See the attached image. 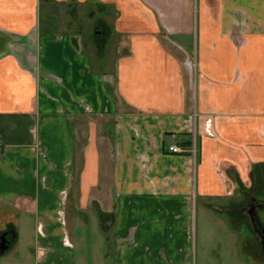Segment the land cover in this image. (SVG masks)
Returning <instances> with one entry per match:
<instances>
[{"label": "crops", "instance_id": "obj_1", "mask_svg": "<svg viewBox=\"0 0 264 264\" xmlns=\"http://www.w3.org/2000/svg\"><path fill=\"white\" fill-rule=\"evenodd\" d=\"M263 195L264 0H0L11 264H75L71 221L92 264H264Z\"/></svg>", "mask_w": 264, "mask_h": 264}, {"label": "rangeland", "instance_id": "obj_2", "mask_svg": "<svg viewBox=\"0 0 264 264\" xmlns=\"http://www.w3.org/2000/svg\"><path fill=\"white\" fill-rule=\"evenodd\" d=\"M48 2H44L42 4V8H43V15L41 17V27L42 30H44L46 28V22H47V17L45 15V9H47L48 7ZM56 8H60V5H55ZM63 13V12H62ZM64 14V13H63ZM100 16V14L97 15V17L94 19L92 17H83V23L85 24V37L89 38L90 36H92V30H89V27L91 25H94L97 22V18ZM94 32V31H93ZM87 48L89 51H91V49L98 51L99 53L101 52H105L106 47H103L104 45H101L100 47H98L99 45H93L94 43L87 42ZM115 46L114 42H111L109 45V48L107 49V53H109V56L112 58L113 57V52H112V48ZM95 53V52H94ZM262 215H264V213H262ZM1 222H0V226H1ZM74 221L70 222V230H71V242L73 244V246L75 247L74 249V257H72L73 262H75V264H78V262L80 260H86L88 262V264H92V256L95 257L97 253L91 251L92 246L90 244L95 243L96 238L98 237L97 234L93 231L92 227H88V228H84L82 230L79 231V229H75L74 230ZM73 233V234H72ZM32 233L31 231L29 232V234H26V236H22L21 237V243L19 246H17L16 248L9 250L6 254L4 255H0V264H11L12 261H16V260H33L34 257L32 255V253L30 252V250L28 249V244L32 243ZM113 249L110 248V250L106 251L105 254L107 255V258L105 259L106 264H111L112 261V253Z\"/></svg>", "mask_w": 264, "mask_h": 264}, {"label": "flooded vegetation", "instance_id": "obj_3", "mask_svg": "<svg viewBox=\"0 0 264 264\" xmlns=\"http://www.w3.org/2000/svg\"><path fill=\"white\" fill-rule=\"evenodd\" d=\"M256 189V192H258L257 188H254V190ZM254 192V191H253ZM262 207V203H260L258 200H256L255 198L252 197L250 203L248 204V206L245 207V210L247 211V213L250 215V218H255L254 216V211L255 210H259L260 208ZM256 229H258L257 231L263 235V232H264V228L263 227H259L257 226V224H253ZM11 231H5V233H7V239H8V242L10 243L12 241V235L11 233H9Z\"/></svg>", "mask_w": 264, "mask_h": 264}, {"label": "water", "instance_id": "obj_4", "mask_svg": "<svg viewBox=\"0 0 264 264\" xmlns=\"http://www.w3.org/2000/svg\"><path fill=\"white\" fill-rule=\"evenodd\" d=\"M254 219L253 218H251V220H252V223L253 224H257V226H259V227H263L264 228V225H263V223H262V220H261V218L259 217V214H258V211L257 210H255L254 211ZM255 229H256V227H255ZM256 230H258V229H256ZM259 231V230H258ZM261 240H262V244H263V247H264V232H263V235H261ZM9 247H10V244H9V242H8V240H7V238H6V234L5 235H3L2 237H1V241H0V250L2 251V252H6L8 249H9Z\"/></svg>", "mask_w": 264, "mask_h": 264}, {"label": "built area", "instance_id": "obj_5", "mask_svg": "<svg viewBox=\"0 0 264 264\" xmlns=\"http://www.w3.org/2000/svg\"><path fill=\"white\" fill-rule=\"evenodd\" d=\"M168 151L170 153H173V154H180V155H183L187 152H190L191 154L193 155H197V145H196V141L192 144L190 150H186V149H183L181 148L180 146L178 145H175V144H171L168 146Z\"/></svg>", "mask_w": 264, "mask_h": 264}, {"label": "trees", "instance_id": "obj_6", "mask_svg": "<svg viewBox=\"0 0 264 264\" xmlns=\"http://www.w3.org/2000/svg\"><path fill=\"white\" fill-rule=\"evenodd\" d=\"M189 146V145H188ZM262 184V183H261ZM258 193L261 191L259 187H257ZM264 196V195H263Z\"/></svg>", "mask_w": 264, "mask_h": 264}]
</instances>
